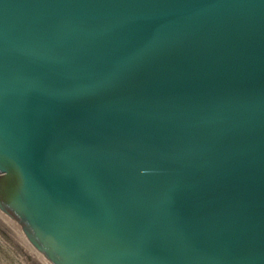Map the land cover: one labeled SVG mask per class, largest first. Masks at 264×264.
Segmentation results:
<instances>
[{
  "label": "water",
  "instance_id": "water-1",
  "mask_svg": "<svg viewBox=\"0 0 264 264\" xmlns=\"http://www.w3.org/2000/svg\"><path fill=\"white\" fill-rule=\"evenodd\" d=\"M0 236L264 264V0H0Z\"/></svg>",
  "mask_w": 264,
  "mask_h": 264
},
{
  "label": "crops",
  "instance_id": "crops-1",
  "mask_svg": "<svg viewBox=\"0 0 264 264\" xmlns=\"http://www.w3.org/2000/svg\"><path fill=\"white\" fill-rule=\"evenodd\" d=\"M0 264H23L0 236Z\"/></svg>",
  "mask_w": 264,
  "mask_h": 264
}]
</instances>
